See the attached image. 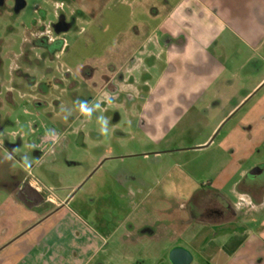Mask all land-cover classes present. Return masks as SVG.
<instances>
[{
    "label": "rangeland",
    "instance_id": "1",
    "mask_svg": "<svg viewBox=\"0 0 264 264\" xmlns=\"http://www.w3.org/2000/svg\"><path fill=\"white\" fill-rule=\"evenodd\" d=\"M2 1L0 212L15 214V229L23 205L12 195L22 182L37 183L46 199L70 193V210L106 235L145 208L177 224L191 207L199 211L191 203L213 195L209 183L224 185L222 194L234 199L236 186L245 185L242 173L264 163V42L251 51L236 39L218 62L199 61L202 74L187 68L195 63L189 55L172 75L165 55L158 70L142 60L131 70L136 92L122 91L115 89L122 61L115 49L140 17L137 0ZM91 65L98 69L82 71L91 80L77 76L76 83L72 69L80 74ZM47 132L60 138L41 147ZM201 256L194 253L192 264Z\"/></svg>",
    "mask_w": 264,
    "mask_h": 264
},
{
    "label": "crops",
    "instance_id": "2",
    "mask_svg": "<svg viewBox=\"0 0 264 264\" xmlns=\"http://www.w3.org/2000/svg\"><path fill=\"white\" fill-rule=\"evenodd\" d=\"M137 1L140 17L131 27L132 34L118 38L115 49L122 59L117 70L120 85L116 90L132 88L136 92L138 84L131 70L141 66L145 59L151 62L150 69L158 70L156 63L165 55L167 70L172 75L179 69L178 62L189 55L195 63L187 68L202 74L199 61L218 62L227 55V48L236 39L242 40L251 51H258L256 46L264 42V0ZM111 58L108 56L107 66L115 67ZM84 69L97 70L98 66L83 67L80 74L72 69L76 83H79L77 76L91 80L92 75H82ZM151 76L149 73L143 76L144 86L150 90ZM130 77L132 83L128 81ZM256 87L259 84L239 100L233 110ZM260 166L264 163L242 173V177L250 181L244 188L236 186L234 199L222 194L224 185L209 183L208 189H212L213 195L191 203L199 206V211L193 214L194 206L191 207L186 214L176 216L177 224L170 222V215H159L154 209L145 208L143 214L125 216L121 224L106 235L107 230L97 231L89 220L70 210V193L55 196V199L45 198V203L56 205L50 211L31 208L17 194L22 182L12 195L23 205L19 208L21 215H16L21 217L20 227L15 229L11 223L15 214L0 212V264H146L150 259L152 264H168V261L172 264L169 257L175 247H183L192 254L190 264L194 253L202 255L200 264H264V173L258 171ZM32 187L42 194L37 183ZM148 188L152 192L156 189ZM139 191L137 208L141 210L146 198L141 187ZM23 207L31 213H25ZM161 237L168 243L164 244ZM178 239L184 240L187 246L173 243ZM143 243L146 244L142 248Z\"/></svg>",
    "mask_w": 264,
    "mask_h": 264
},
{
    "label": "water",
    "instance_id": "3",
    "mask_svg": "<svg viewBox=\"0 0 264 264\" xmlns=\"http://www.w3.org/2000/svg\"><path fill=\"white\" fill-rule=\"evenodd\" d=\"M1 5H3L2 0H0V6ZM27 189L31 190L35 195L39 197V200L37 203H41L44 200L42 194L39 191H37L34 187H32L31 185L29 184L26 185L25 190ZM169 259L172 264H190L193 260V257H192V254L187 249L183 247H175L170 252Z\"/></svg>",
    "mask_w": 264,
    "mask_h": 264
},
{
    "label": "flooded vegetation",
    "instance_id": "4",
    "mask_svg": "<svg viewBox=\"0 0 264 264\" xmlns=\"http://www.w3.org/2000/svg\"><path fill=\"white\" fill-rule=\"evenodd\" d=\"M260 167H262V168H260V170H258V171H262L261 174H263L264 173L263 172L264 166H260ZM249 181H250V179L246 178L243 183L247 184V182H249ZM26 185H28V184H24L21 187L17 188V194L20 197H22L26 202H28L29 205L31 206V208H40V207L47 208L45 206V197L43 196V194H42V196H43L44 200L41 203H37L39 200V197L37 195H35L29 189L25 190ZM193 214H196V213L194 212Z\"/></svg>",
    "mask_w": 264,
    "mask_h": 264
},
{
    "label": "built area",
    "instance_id": "5",
    "mask_svg": "<svg viewBox=\"0 0 264 264\" xmlns=\"http://www.w3.org/2000/svg\"><path fill=\"white\" fill-rule=\"evenodd\" d=\"M59 138H60L59 133L47 132L46 134L40 137V145L41 147L55 145L58 142Z\"/></svg>",
    "mask_w": 264,
    "mask_h": 264
},
{
    "label": "clouds",
    "instance_id": "6",
    "mask_svg": "<svg viewBox=\"0 0 264 264\" xmlns=\"http://www.w3.org/2000/svg\"><path fill=\"white\" fill-rule=\"evenodd\" d=\"M81 111L87 113L88 109L85 106H81Z\"/></svg>",
    "mask_w": 264,
    "mask_h": 264
}]
</instances>
